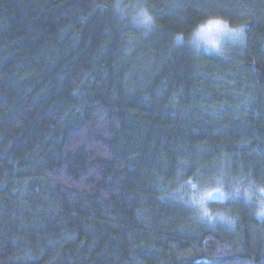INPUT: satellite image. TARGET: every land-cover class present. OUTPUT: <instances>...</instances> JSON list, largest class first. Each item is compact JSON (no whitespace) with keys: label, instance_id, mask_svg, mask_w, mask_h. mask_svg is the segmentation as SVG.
<instances>
[{"label":"trees","instance_id":"1","mask_svg":"<svg viewBox=\"0 0 264 264\" xmlns=\"http://www.w3.org/2000/svg\"><path fill=\"white\" fill-rule=\"evenodd\" d=\"M115 2L129 20L0 0V264H264V219L224 194L264 186V0ZM215 14L244 21L243 47L175 45ZM201 187L234 228L194 222Z\"/></svg>","mask_w":264,"mask_h":264},{"label":"clouds","instance_id":"2","mask_svg":"<svg viewBox=\"0 0 264 264\" xmlns=\"http://www.w3.org/2000/svg\"><path fill=\"white\" fill-rule=\"evenodd\" d=\"M112 12L116 15L117 19L124 21L129 20L128 9H124V6L120 3H116L113 0ZM138 23L133 21L131 27L135 31L144 30L145 36L152 30L153 21L151 15L143 9H137ZM203 20H208V27L201 29L200 24L193 26L191 35L186 33H177L173 37V42L177 47H186L191 53L196 56L205 55L209 57H220L227 54L231 48L243 47L247 41V34L244 21L233 19L232 17L224 14H215L212 16L205 15ZM215 30V34L205 39L202 38L200 33L202 31ZM225 37H231L226 39ZM183 167V166H182ZM190 171V169L188 170ZM213 171H215L213 169ZM185 179V177H181ZM215 183V181H213ZM188 186L185 185V188ZM158 191H165L164 188L158 189ZM242 191L241 188L235 187L227 189L225 195L235 197L242 200L248 205L253 212L254 218L257 220L264 219V186L257 187L255 184H249L247 188L243 189V195H239ZM208 193L202 187L196 190L195 195L186 197L181 201V205L187 208L189 211L194 212V222L205 224L208 228H213L217 225L224 224L225 227L234 228L237 221L231 219L224 214L221 210H213L209 207L211 204H218L219 201L214 199H207ZM207 201V203H206ZM233 201L231 199L226 200L225 204H230Z\"/></svg>","mask_w":264,"mask_h":264},{"label":"rangeland","instance_id":"3","mask_svg":"<svg viewBox=\"0 0 264 264\" xmlns=\"http://www.w3.org/2000/svg\"><path fill=\"white\" fill-rule=\"evenodd\" d=\"M207 27H208V23L201 25V29H206ZM214 34H215V30H211V31H202V32L200 33L201 37H202V38H205V39L209 38L210 36H212V35H214ZM225 38H226V39H231V38H229V37H225Z\"/></svg>","mask_w":264,"mask_h":264},{"label":"snow or ice","instance_id":"4","mask_svg":"<svg viewBox=\"0 0 264 264\" xmlns=\"http://www.w3.org/2000/svg\"><path fill=\"white\" fill-rule=\"evenodd\" d=\"M209 197H211L213 195V193H208Z\"/></svg>","mask_w":264,"mask_h":264}]
</instances>
